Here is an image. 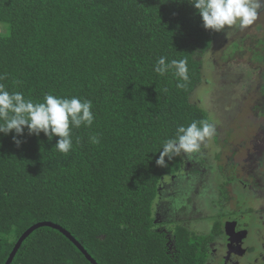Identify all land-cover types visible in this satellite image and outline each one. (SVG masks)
<instances>
[{
    "label": "trees",
    "instance_id": "1",
    "mask_svg": "<svg viewBox=\"0 0 264 264\" xmlns=\"http://www.w3.org/2000/svg\"><path fill=\"white\" fill-rule=\"evenodd\" d=\"M219 35L203 27L189 0H0V84L33 102L46 94L88 99L95 115L91 127L72 129L68 154L55 148L58 137L25 130L17 146L14 133H0V264L39 221L65 228L98 264H208L223 218L253 232L264 206L247 205L240 216L222 204L209 216V231L163 214L170 207L165 193L191 187L183 170L192 153L165 157L167 167L156 159L180 126L214 123L210 92L247 87L264 106V17L222 48L220 63ZM161 57L170 65L163 74L155 71ZM241 57L246 61L236 72L233 59ZM172 61L185 63L187 80ZM214 143L201 147L214 155L201 151L198 163L218 157ZM231 190L223 186L219 197L243 194L238 185ZM192 197L196 210L209 205L204 196ZM8 264L91 262L60 230L42 225Z\"/></svg>",
    "mask_w": 264,
    "mask_h": 264
},
{
    "label": "clouds",
    "instance_id": "2",
    "mask_svg": "<svg viewBox=\"0 0 264 264\" xmlns=\"http://www.w3.org/2000/svg\"><path fill=\"white\" fill-rule=\"evenodd\" d=\"M189 3L200 15L203 27L214 31H221L226 27L233 26L244 29L256 21L259 10L264 7V0H189ZM169 66L166 64L165 58L161 57L155 71L163 74ZM171 66L175 67L177 76L183 80L188 79V69L183 61H172ZM213 93L209 95L212 97L211 104L214 103L217 106V108H212L213 106L210 105L211 110H215L213 111L216 117L214 123L194 121L187 127L180 126L177 129V139H170L163 145L162 151L156 159L158 166L167 167L165 157L170 161L182 152L185 154L199 153L202 145L207 147V143H211L212 137L214 135L217 137L214 124L220 121L219 108L221 109L223 102L216 100L221 96L216 94L217 98L215 99ZM92 107L91 100H82L75 96L71 98L59 97L53 94H46L42 102H33L31 99H26L22 92H9L3 84H0V133L5 135L14 133L12 139L17 146L23 142L19 137L25 134V130L28 135L39 136L43 133L50 141L54 137H58L54 145L55 148L61 153L68 154L73 147L72 129L79 128L81 125L85 127L93 125L95 115ZM92 141L99 142L96 137H92ZM209 150L213 152L212 149ZM202 151L206 154L210 152ZM225 163H221V165H225ZM225 178L216 176V178L204 181L197 189L203 191V195L196 193V189L191 190V194L194 193V196H206L209 204L208 210L197 209L196 213L192 214L196 223L191 226H197L201 230H210L212 219L209 216L222 205L221 198L218 196L214 198L212 191H215ZM210 181H213L214 187L209 185ZM228 205L229 203H227ZM189 217L191 218V214ZM228 217L222 219V233L230 240L229 242H234L233 236L237 233L235 231L236 223L232 219L233 217ZM260 218L263 220L262 217Z\"/></svg>",
    "mask_w": 264,
    "mask_h": 264
},
{
    "label": "flooded vegetation",
    "instance_id": "3",
    "mask_svg": "<svg viewBox=\"0 0 264 264\" xmlns=\"http://www.w3.org/2000/svg\"><path fill=\"white\" fill-rule=\"evenodd\" d=\"M261 108H264V106H262ZM216 139L218 140V137H216ZM257 141L260 143L258 145L259 147L257 146ZM254 142L256 143L257 150L259 149V151L258 153L255 152L253 154H250L249 159L252 158L254 166L248 169L241 167L239 163L236 164L230 161H227L225 165L218 164V168L216 163L219 162V156L217 158L214 157L215 162L213 161L211 165L206 164L208 160L204 156V159L201 161V163H198L201 153H192V160H185L184 165L185 169L188 168L190 170L186 174L190 178L189 182L191 190L196 189L195 192L200 193V191L197 190L198 186L203 184V182L207 179L211 180V178H216V175L214 173H216V170H218L222 172L221 176H224L226 178L223 184L221 186H217L216 190L212 192H217V196L219 197L223 186L225 190H227V187L229 186V190H227V194H229V192L232 191L231 189L233 187H236L237 185L239 191H243V194H239L242 197L241 201L236 198V195L234 197H230L228 195H222V197H220L221 204L223 205L227 202H232L226 208V212L235 210L239 212L240 216H244V212L247 209H245V207L247 205L255 204L260 208L264 206V160L262 159L264 158V135L255 136ZM215 145L216 147H219L218 143H216ZM218 151L219 150L217 149L216 152ZM203 154L210 158L211 155H214L213 152ZM256 157L258 158L257 161H255ZM192 161L195 163L194 166L192 164ZM186 177L187 176H184V178ZM190 188H188L183 193L178 194V197L182 201H187L185 210H189V212L186 211L185 213L189 215L186 217L183 216L181 218L184 220L185 218L189 217L190 214L196 213V206L192 199ZM168 193H170V195L172 196H176L177 192L175 193L174 191H172ZM235 215L236 214H234V216ZM261 216L264 220V211L261 212ZM260 221H257L256 225L253 226L254 230L251 233H245L244 231H240V229L235 227V231H237V233L233 236V239H235L234 242H229L230 240H228L227 237L223 236V233L216 236L211 244L208 264H264V233L263 231H260V228H257L260 226Z\"/></svg>",
    "mask_w": 264,
    "mask_h": 264
},
{
    "label": "rangeland",
    "instance_id": "4",
    "mask_svg": "<svg viewBox=\"0 0 264 264\" xmlns=\"http://www.w3.org/2000/svg\"><path fill=\"white\" fill-rule=\"evenodd\" d=\"M264 17V7L263 9H260L258 12V17L256 21H258L260 18ZM255 22V21H254ZM254 31V23L244 29L239 28L238 26H234L231 28H225L221 31H217L219 39V48H215V54L216 60L220 63L221 60H219V56H221L222 48L226 47V44L238 36H246L247 33H252ZM239 59V62L236 60ZM233 59V63L235 66V70L239 71V66H241V63L245 62L246 59L244 57ZM219 65V64H218ZM217 69V67H216ZM219 71H221V64L219 65ZM232 72H235L232 70ZM247 78L246 74H243V79ZM237 82H242V78H238V80H235ZM257 78L256 80L253 79V84L250 86V88L257 87ZM228 82V81H227ZM236 86V88H235ZM237 85H227L225 87H222L221 89L212 90L210 93H213V97L216 99L218 94L221 96V98H217L216 100H219V102H223V105L220 111V121L216 122L215 128H216V135L218 137V156H219V162L224 164L227 161L239 163L241 167L248 169L250 167H253V161L252 158H250V154H253L255 152L258 153L259 149L257 150V146L260 144L257 141L254 142V137L257 135H264V108H261V101L259 98V95H256L255 90L247 91V87L240 89L237 88ZM212 108H217L216 105L211 104ZM211 109V108H210ZM213 111V110H211ZM212 120H215L216 117H212ZM260 139V138H259ZM261 140V139H260ZM214 143L213 139L210 140ZM207 143V142H206ZM215 144V143H214ZM203 146V145H202ZM210 147V145H208ZM259 147V146H258ZM262 148V146H261ZM202 151V150H201ZM209 151V150H208ZM206 151V152H208ZM264 151V148H263ZM212 151H210L211 153ZM209 153V152H208ZM259 156V154H258ZM257 156V157H258ZM246 157V158H245ZM255 158V161H257L258 158ZM264 160V158H262ZM264 163V161H263ZM226 164V163H225ZM184 175H186L187 171L185 169ZM216 176L220 177L222 175V172L216 170V173H214ZM222 183V182H221ZM209 185L213 187V181L209 182ZM229 190V186L227 187ZM168 192V191H167ZM213 197H217L218 193L213 192ZM167 196V203L170 205L167 210H164L163 214L168 217H176L175 214L182 215L184 217L188 216L189 214L185 213L186 211L189 212V210H185V205L187 204V201H182L177 195L172 196L170 193H165ZM194 196V193L191 194ZM206 197V196H205ZM204 197V198H205ZM194 204L196 202V199L193 198ZM238 200L241 201L242 197L239 196ZM232 202H229V205ZM204 206H201L200 204L197 206L199 209H209V205L206 204V202H203ZM249 207V206H248ZM247 207L244 214L246 215L250 209ZM184 208V209H183ZM171 209V211H170ZM176 209V210H175ZM184 210V211H183ZM171 213V214H170ZM255 214V212H254ZM160 215V214H159ZM256 215V214H255ZM167 217V218H168ZM259 217V216H258ZM260 218V217H259ZM185 221L189 225H194L195 218H193L191 214V218L187 217L185 218ZM247 221V220H245ZM253 221V220H252ZM257 221V220H256ZM254 222V221H253ZM255 223V222H254ZM260 231L264 233V220H261L259 222ZM196 226V225H195ZM197 231L198 227L196 226Z\"/></svg>",
    "mask_w": 264,
    "mask_h": 264
},
{
    "label": "water",
    "instance_id": "5",
    "mask_svg": "<svg viewBox=\"0 0 264 264\" xmlns=\"http://www.w3.org/2000/svg\"><path fill=\"white\" fill-rule=\"evenodd\" d=\"M42 225H48L51 227H54L58 230H60L68 239H70L72 241L73 244H75L77 246V248L85 255V257L91 262V264H98L95 259H93L91 257V255L83 248V246L70 234V232H68L65 228H63L62 226L49 222V221H39L36 223L31 224L29 227H27L17 238L16 242L14 243L8 258L6 259V261L4 262V264H8L12 258V256L14 255L16 249L18 248L19 244L21 243V241L23 240V238L28 235L33 229L42 226Z\"/></svg>",
    "mask_w": 264,
    "mask_h": 264
}]
</instances>
